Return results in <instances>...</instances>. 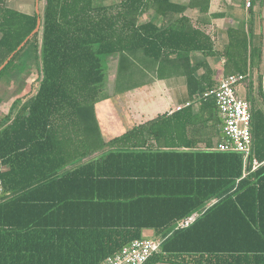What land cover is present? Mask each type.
I'll return each instance as SVG.
<instances>
[{"label": "trees", "instance_id": "16d2710c", "mask_svg": "<svg viewBox=\"0 0 264 264\" xmlns=\"http://www.w3.org/2000/svg\"><path fill=\"white\" fill-rule=\"evenodd\" d=\"M42 1L29 15L0 0V65L14 52L0 79L27 51L38 74L34 94L0 117V264H99L145 229L161 243L144 264H264L262 75L257 96L251 87L263 31L228 27L219 53L223 77L250 83L251 158L261 164L242 177L241 154L212 149L221 120L214 97H201L216 83L194 58L217 54L210 0ZM37 17L39 31L17 49ZM112 58L114 92L183 76L193 103L105 140L95 105L114 94L104 91Z\"/></svg>", "mask_w": 264, "mask_h": 264}, {"label": "crops", "instance_id": "0c3cea01", "mask_svg": "<svg viewBox=\"0 0 264 264\" xmlns=\"http://www.w3.org/2000/svg\"><path fill=\"white\" fill-rule=\"evenodd\" d=\"M246 1H249V6L245 5ZM240 2V7L237 8L233 5V0H210L208 10V14L211 16L210 32L213 38L214 49L217 54H215V56L204 57L200 53H194V58L197 61L206 60L208 65L212 68L213 77L216 81L215 85L224 75V57L220 56L219 53L222 52L227 43V28L236 26L241 22L249 23L251 21L254 32L261 30L259 20L264 16V6L262 8L257 7V0L253 3L252 0H241ZM5 5L19 12L32 15L41 12L43 1H38V3H36L35 0H5ZM186 13L189 16L198 15L196 11L191 9L186 10ZM29 56V53L25 54L26 59L23 57L21 61L18 62V66L16 65V68H14L10 74L7 76L4 75L0 79V117L7 112L15 98L20 97L22 98L21 101H23L26 99L25 97L33 95L36 91V88L32 87V79H27L30 74H33L32 70L35 69L34 62L28 60ZM256 70L257 69L252 70L251 76ZM35 78V82H37V72ZM246 79L248 80V77ZM247 80L243 81L237 87L238 95L242 98L247 94L244 86ZM185 86V78L179 76L160 80L153 79L143 86L122 91L121 93H127V101L126 104L122 106L123 116L121 117L122 126H124L125 130H120V134L157 114L163 112L168 114L172 113L176 105L183 104L187 100ZM96 105L95 113L101 133L105 140L118 135L117 132L116 135L114 134L112 137L110 135L106 136L100 123V119H102L103 116L105 117L108 115L111 106L107 103L104 104V106L100 105V110H96ZM110 128L112 127L110 126Z\"/></svg>", "mask_w": 264, "mask_h": 264}, {"label": "built area", "instance_id": "2783aa9c", "mask_svg": "<svg viewBox=\"0 0 264 264\" xmlns=\"http://www.w3.org/2000/svg\"><path fill=\"white\" fill-rule=\"evenodd\" d=\"M249 6V1L246 2ZM247 74L232 73L222 77L216 85L205 90L202 98L214 97L218 115L221 120V139L212 147L214 150L236 152L241 154L243 162L242 177L255 170L261 162L251 158V108L250 102L238 95L237 87L247 80ZM200 99V98H198ZM186 101L176 105L174 111L192 104ZM2 186L0 182V193ZM199 215L193 212L177 222V227H186ZM160 237L137 238L124 245L118 252L105 257L99 264H144L145 261L159 250Z\"/></svg>", "mask_w": 264, "mask_h": 264}, {"label": "rangeland", "instance_id": "374dc122", "mask_svg": "<svg viewBox=\"0 0 264 264\" xmlns=\"http://www.w3.org/2000/svg\"><path fill=\"white\" fill-rule=\"evenodd\" d=\"M241 0H233V5L237 8L240 7V2ZM96 3H110L114 4L118 2V0H95ZM257 7H263V5H259L257 2ZM243 8V6H242ZM228 19V18H227ZM257 20V18H256ZM259 26L261 30L264 33V16L260 18L259 20ZM30 51V50H29ZM29 53L28 51L25 52L23 57H25V54ZM26 59V57H25ZM263 69V70H262ZM32 70V69H30ZM36 69L32 70V75L30 74L28 76V80L32 79V87L36 88L37 87V82H35V74H36ZM8 75V74H7ZM6 75V76H7ZM262 75V87H261V92L263 93V100H264V66L262 65L260 70H256V72H253L252 74V95L253 97L257 96L258 93V76ZM5 76V77H6ZM114 78V58L110 60V63H108V67L106 68V81H105V92H114L115 86L113 85V79ZM27 80V82H28ZM245 86V92L249 90V78L247 82L244 84ZM127 101V93H121V92H114V94L111 95V97L101 100L97 103L96 110H100V105L104 104H109L111 108H109L108 115L103 116L102 119H100L101 126L103 128V132L106 134V136H113L114 134L118 132L120 134L121 131L125 130L124 126H122V119L121 117L123 116V108L122 106L126 104ZM110 126L112 128H110ZM121 130V131H120ZM220 136V135H219ZM219 138V137H218ZM155 235H153L152 230L150 229H145L142 233V237L144 238H152Z\"/></svg>", "mask_w": 264, "mask_h": 264}, {"label": "water", "instance_id": "95a60500", "mask_svg": "<svg viewBox=\"0 0 264 264\" xmlns=\"http://www.w3.org/2000/svg\"><path fill=\"white\" fill-rule=\"evenodd\" d=\"M36 3H38L39 0H35ZM40 17H37V21H36V26L35 28L30 32V34L20 43V45L17 47V49H19L21 46L24 45V43L27 41V39L33 35L34 33H37L39 31L40 28ZM14 52H12L7 59L0 65V69L7 63V61L11 58V56L13 55Z\"/></svg>", "mask_w": 264, "mask_h": 264}]
</instances>
